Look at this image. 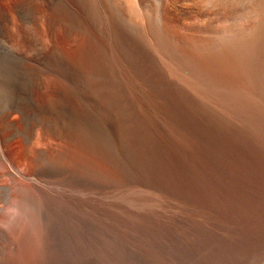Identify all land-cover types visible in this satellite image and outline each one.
Segmentation results:
<instances>
[{
    "label": "bare ground",
    "instance_id": "6f19581e",
    "mask_svg": "<svg viewBox=\"0 0 264 264\" xmlns=\"http://www.w3.org/2000/svg\"><path fill=\"white\" fill-rule=\"evenodd\" d=\"M33 1L25 4L32 16L12 34L21 86L0 72V99H8L0 106V182L12 184L0 185V216L28 206L44 226L46 209L64 195L50 167L70 158L90 169L97 158L90 107L165 128L198 158H264V0ZM131 121L121 126L134 134ZM11 158L27 170L13 168Z\"/></svg>",
    "mask_w": 264,
    "mask_h": 264
},
{
    "label": "rangeland",
    "instance_id": "374dc122",
    "mask_svg": "<svg viewBox=\"0 0 264 264\" xmlns=\"http://www.w3.org/2000/svg\"><path fill=\"white\" fill-rule=\"evenodd\" d=\"M16 1L0 0L2 7L7 6L0 4V72L9 75L10 84L21 86L14 75L18 66L11 64L13 35L24 18L32 16L25 4H38ZM15 3L16 7L21 3V14L14 13ZM35 48L32 45L23 56L30 58ZM1 99L0 106L8 101ZM86 111L97 157L90 158L92 168L80 167L70 158H64L70 164L61 158L56 169L50 167L55 180L63 179L58 185L66 195L46 209L48 221L42 228L31 207L24 206L22 214L23 209L12 210L15 207L4 210L0 264H264V158L254 153L243 154L244 158H198L165 128L163 132L137 124L135 114L119 116V124L116 113L91 107ZM79 117L81 124L83 115ZM130 121L134 134L129 125L128 132L121 126ZM129 132L137 137L130 140ZM16 159H10L12 167L27 170ZM68 165L76 170L70 172ZM5 181L0 185H12ZM66 182L73 185L65 187ZM62 186L75 189L76 195Z\"/></svg>",
    "mask_w": 264,
    "mask_h": 264
}]
</instances>
